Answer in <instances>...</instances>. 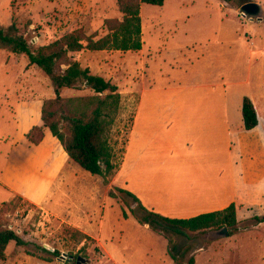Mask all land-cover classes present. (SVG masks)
<instances>
[{"label": "rangeland", "instance_id": "rangeland-1", "mask_svg": "<svg viewBox=\"0 0 264 264\" xmlns=\"http://www.w3.org/2000/svg\"><path fill=\"white\" fill-rule=\"evenodd\" d=\"M249 1L261 5V20L251 19L241 12L242 6ZM223 3L227 7L222 8ZM141 12L145 31L143 42L147 44L143 53L109 50L72 54L83 68L117 85L121 94L119 112L113 116L107 131L114 152L115 171L102 177L91 175L76 165L84 172L85 215L97 222L94 211L99 206L102 210L109 206L108 228H86L93 233L88 235L64 222L66 217L60 207L46 209L45 205L33 204L18 195L10 202L0 203V229L15 231L26 244L10 243L6 258L0 264H78L79 256L86 259L81 264H117L118 261L120 264H169L165 255L172 264H177L172 254L179 256L183 264H191V259L194 264H264V204L240 206L237 213L240 222L234 228H227L229 235L223 229L190 234V237L167 231L170 243L161 230L138 223L135 215L141 217L144 212L130 197L118 190H115L117 197L110 196L112 189L128 190L125 153L136 112L144 104L142 94L147 91L148 83L158 78L157 66L163 70L162 83L171 87L165 94L181 99L149 102L160 106L189 108L195 103L190 101L192 95L212 92L213 77L227 61L229 71L238 75L236 81L242 82L229 86L230 107L260 87L255 83L258 66L251 69L256 63L255 56L252 65L248 58L251 51L264 48V0H166L164 6L143 4ZM111 18H122L117 0H0V29L7 35L24 36L34 51L76 29L88 35L95 34L96 39L102 38L108 34L105 20ZM237 45L242 52H234ZM208 47L212 51L205 52ZM180 52L188 56H181ZM225 53L227 60H220ZM191 56L193 59L189 61ZM11 78L17 90L11 81L7 84ZM4 79L5 93L15 90L20 96L34 91L46 100L55 99L53 83L39 67L31 65L25 54H15L10 48L0 46V84ZM94 95L85 86L62 91L65 100ZM9 106L11 102L0 98V141L3 142L16 128ZM64 107L70 113V109ZM71 108H78V103ZM9 119L12 125L7 123ZM62 128L66 132L69 130L66 123H62ZM6 147L1 145V153ZM70 165L72 167V163ZM73 169L69 171L74 172ZM6 198L3 195L0 201ZM131 206H135V214ZM256 217H263V221ZM77 231L89 237L86 239ZM56 251L59 256L54 255ZM182 251H186L184 256L180 255Z\"/></svg>", "mask_w": 264, "mask_h": 264}, {"label": "crops", "instance_id": "crops-1", "mask_svg": "<svg viewBox=\"0 0 264 264\" xmlns=\"http://www.w3.org/2000/svg\"><path fill=\"white\" fill-rule=\"evenodd\" d=\"M225 7L223 3L222 8ZM262 13L263 10L256 18L261 20ZM144 33L142 22V40ZM146 45L143 42L141 50L127 52L143 53ZM239 46L234 52H242ZM210 51L208 47L205 52ZM183 52L181 56H188ZM226 54H221L220 60H227ZM250 56V65L255 56L256 63L251 69L258 66L255 83L256 87L260 86L256 92L244 96L252 100L259 120L252 130L244 128V97L230 107L229 86L242 82L236 81V72L229 71L228 61L214 75L212 92L192 95L190 101L195 103L185 109L149 103L181 100L179 96L165 94L171 87L162 83L163 70L157 66L158 78L148 83L147 91L142 94L144 104L136 112L124 163L125 186L148 210L168 218L189 219L226 209L231 204L236 205L237 213L240 206L264 204V48L251 51ZM192 59L191 56L189 61ZM10 81L17 90L12 78L7 84ZM5 82L4 79L0 84V98L11 102L9 109L16 128L6 141H0V147L7 146L2 153L0 148V198L7 196L0 203L10 202L19 195L33 204L45 205L46 209L60 207L66 217L63 221L88 235L93 233L86 228L107 229L109 206L104 210L99 206L94 211L97 222L83 211L84 172L45 126L42 109L46 99L34 91L20 96L15 90L5 93ZM7 123L12 125L10 119ZM34 127L44 132V139L38 145L28 139Z\"/></svg>", "mask_w": 264, "mask_h": 264}, {"label": "trees", "instance_id": "trees-1", "mask_svg": "<svg viewBox=\"0 0 264 264\" xmlns=\"http://www.w3.org/2000/svg\"><path fill=\"white\" fill-rule=\"evenodd\" d=\"M165 0H117L122 18L106 19L108 34L96 39V35H88L82 29H76L60 39L41 46L34 51L22 35H7L0 29V46H6L15 54H25L31 65L39 67L53 83L55 99L45 100L42 119L46 127L61 142L70 159L85 171L107 177L116 168L113 148L107 137V131L113 123V116L119 112L121 94L118 86L99 75L83 68L72 54L83 51H139L143 47L141 8L143 4L163 6ZM90 88L95 95L79 99H68L62 96L64 89ZM78 103V108L71 105ZM70 109L67 113L65 107ZM55 107V108H54ZM244 128L252 130L258 126L259 120L252 100L244 97L242 106ZM68 125V132L62 128ZM29 141L40 144L44 132L34 127L28 134ZM115 190L130 197L136 206L144 212L143 216L135 215L139 224L148 225L153 230H161L164 237L172 243L167 231L190 237V234L203 233L210 230L234 228L238 225L237 207L231 204L226 209L205 213L189 219L168 218L148 210L140 199L123 188L110 191L111 197H117ZM135 214V206H131ZM260 222L263 217H256ZM78 234L88 238L86 234ZM231 235L234 234L230 232ZM23 246L26 242L13 230L0 229V262L6 258V250L10 243ZM176 249V246L173 247ZM170 253L172 254L171 250ZM186 251L180 252L184 256ZM59 256V252L54 253ZM177 264H183L179 256L171 255ZM194 264V259L190 260Z\"/></svg>", "mask_w": 264, "mask_h": 264}, {"label": "water", "instance_id": "water-1", "mask_svg": "<svg viewBox=\"0 0 264 264\" xmlns=\"http://www.w3.org/2000/svg\"><path fill=\"white\" fill-rule=\"evenodd\" d=\"M262 8L258 3L255 2H246L242 8H241V12L245 15V16H249L251 19L258 17L261 14ZM223 231L225 232V234L229 235L227 228L223 229ZM86 259L79 256L78 257V264H81V262H85Z\"/></svg>", "mask_w": 264, "mask_h": 264}, {"label": "built area", "instance_id": "built-area-1", "mask_svg": "<svg viewBox=\"0 0 264 264\" xmlns=\"http://www.w3.org/2000/svg\"><path fill=\"white\" fill-rule=\"evenodd\" d=\"M245 16V15H244Z\"/></svg>", "mask_w": 264, "mask_h": 264}]
</instances>
